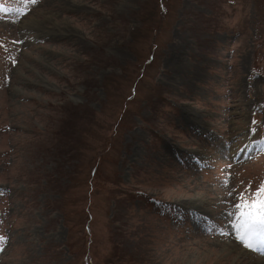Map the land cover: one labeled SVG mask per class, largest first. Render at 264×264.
Masks as SVG:
<instances>
[{
  "label": "rangeland",
  "instance_id": "rangeland-1",
  "mask_svg": "<svg viewBox=\"0 0 264 264\" xmlns=\"http://www.w3.org/2000/svg\"><path fill=\"white\" fill-rule=\"evenodd\" d=\"M0 8V264L259 262L264 0Z\"/></svg>",
  "mask_w": 264,
  "mask_h": 264
},
{
  "label": "snow or ice",
  "instance_id": "snow-or-ice-1",
  "mask_svg": "<svg viewBox=\"0 0 264 264\" xmlns=\"http://www.w3.org/2000/svg\"><path fill=\"white\" fill-rule=\"evenodd\" d=\"M24 4H35L38 0H21ZM0 11H8V9L0 8ZM12 11L17 15H23V8H15ZM247 193V189L245 190ZM240 202L236 204L235 213L238 222L235 224L237 232V240L244 247L253 249L254 243L264 242V182L250 194H241ZM3 238L0 237V242Z\"/></svg>",
  "mask_w": 264,
  "mask_h": 264
},
{
  "label": "bare ground",
  "instance_id": "bare-ground-1",
  "mask_svg": "<svg viewBox=\"0 0 264 264\" xmlns=\"http://www.w3.org/2000/svg\"><path fill=\"white\" fill-rule=\"evenodd\" d=\"M35 20V19H34ZM36 21V20H35ZM235 225V224H234ZM239 246V244L236 242V243H234V244H228L227 246H226V249H228L229 250V248L232 250V252H234V251H236ZM233 248L234 249H236V250H233ZM257 258V260H259V264H264V256L263 257H260V256H258V257H256ZM258 263H256V264H258Z\"/></svg>",
  "mask_w": 264,
  "mask_h": 264
}]
</instances>
